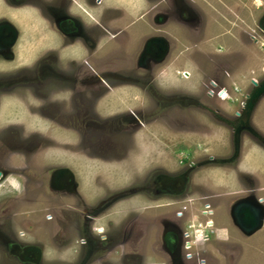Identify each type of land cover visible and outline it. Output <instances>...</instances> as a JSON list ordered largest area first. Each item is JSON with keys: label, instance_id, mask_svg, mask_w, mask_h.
Returning a JSON list of instances; mask_svg holds the SVG:
<instances>
[{"label": "flooded vegetation", "instance_id": "flooded-vegetation-1", "mask_svg": "<svg viewBox=\"0 0 264 264\" xmlns=\"http://www.w3.org/2000/svg\"><path fill=\"white\" fill-rule=\"evenodd\" d=\"M105 1L20 0L16 4L10 0H3L6 7L11 8L12 11L19 8H30L35 11L34 20L39 21L37 23L39 26L34 29L29 28L27 33L43 37L44 42L42 45L37 44L40 46L36 51L37 55L30 57L31 55L25 54L30 57L27 65L24 64L22 68L12 72H0V117L2 116L0 118V143L11 142V148H14L13 141L19 146H27L32 144L36 137L40 142L46 140L55 143L57 139L52 135L61 133L62 136L68 130L66 120H68L69 113H74L78 126H81V119L84 118L88 121V125L96 131L103 130L107 138L105 137V140L101 142V149L97 152L91 148L88 149V146L85 147L84 144L87 142L85 139L88 138L85 137L86 131H84L85 136L79 133L81 141L77 150L64 152L60 157V160H69L72 163L75 159L74 165L69 163L76 168L58 164L49 165L43 158H36L35 151L33 154L26 152L21 155L19 153L23 161L19 167L14 166L12 164L20 160L16 154L18 148L15 147L17 151L15 153L10 151L11 154L9 152L8 155L6 153L1 155L2 146L0 144V201L9 198L7 194L13 192L12 199L16 204L21 205L19 209L10 210L5 215L0 213L1 262H3L2 255L5 254L15 258L18 264H97L99 251L106 252L108 248V252H111L120 244V242L115 244L116 242L110 240L111 238L127 242L131 226L147 218L145 211L148 205L160 207L166 205L163 203L166 201H171L168 205L191 202L189 197L193 194L190 193L189 187L192 186L193 165L189 164L175 172H169L162 166L153 165L144 168L142 172V169L134 168L130 173L131 166L128 161L131 154L130 146L134 147L135 140L132 139L133 132L126 131L125 128L129 127L128 124L131 122L139 126L143 125L141 117L145 116V120H148L146 115H150L148 118L157 117L155 115L157 109L161 111L164 109L165 114H168V108L178 104V100L193 98L195 91L188 86H182L177 87L180 90L177 92L167 94L160 92L155 81L157 68L168 58L170 43L169 40L158 38L156 35L153 38H147L146 42L143 41V47L137 55L136 66L142 71L141 74L126 71L114 72L107 67L102 70L101 67L107 66L109 61L104 59L98 63V58L94 55H97L99 42L103 38L107 36L109 40L117 44H125L130 39L134 43L145 37V26H139L130 20L122 22L123 24L117 23L120 18L130 15L126 8L106 7L101 12L97 11ZM242 1L130 0L132 10H134L132 15H137L138 20L144 19L145 22L147 16L152 17V23L158 24L159 27L156 30H161L167 20L170 18L172 20L174 16L181 18L189 34L196 37V40L195 38L192 40V48L211 39L226 38L227 35L237 40V32L244 31V27L253 32L258 29L264 34V12L261 17L255 16L254 20L243 18L244 3ZM25 2H27L26 5L18 6ZM260 6L262 4L257 6V9ZM164 8L169 10H164ZM109 11L115 12L116 16L113 15L106 21V14ZM153 11H156V14L151 16ZM6 13L0 17V60L10 63L15 60L14 50L21 46L18 41L22 32L14 19L7 18ZM30 26L33 27L34 24ZM217 30H219L218 34L206 38L207 35ZM247 35L250 42L255 45L258 43L252 33ZM28 37L32 38L33 35L28 34ZM32 42L36 43L38 40L34 38ZM163 46L167 48L164 50ZM165 51V56L162 57ZM108 54L110 55V51ZM261 83L254 82L253 94L247 93L244 100L239 102L241 105L238 103L241 111L240 113L234 112L233 124L226 122V116L221 113L224 119L222 118L220 126L232 134L235 144L236 161L233 168H237L242 154H240L243 143H241V135L244 132L252 133L249 115L253 112L255 101L264 93V82ZM123 88H133L134 91L140 92L146 101L148 100L150 106L155 105L157 108L152 107L148 112L150 107L147 106L145 110L132 112L125 104L128 97L126 99L120 97L118 100L126 111L114 116L105 115L108 109L98 111L99 104L102 101L105 102L111 92ZM219 89V95H215L220 99L219 96L223 89ZM223 91L228 96L226 90ZM19 92L21 95H27L26 99L32 97L36 103L22 101L20 105L24 107L19 110L27 111L24 114L23 112L14 114L13 112L18 111L14 108L6 109L1 113L2 100L10 95L15 96ZM68 92H70L69 96ZM212 94L213 89L207 88L205 95L209 97ZM121 95L123 96L124 93ZM228 97L227 101H232V97ZM68 101L73 108L69 113L64 110V105ZM254 114L255 112L252 117ZM19 116L26 118L16 119ZM24 124L38 127L30 131L31 127L26 128ZM39 127L48 135L39 133ZM10 131H15L16 136L13 135L11 138ZM21 136L25 138L18 141ZM59 140L61 142L58 138L57 143L61 144ZM116 140H121V142L118 143ZM124 140L127 142H123ZM25 142H27L26 145ZM256 142H258L256 146L264 152V143L257 140ZM74 154L75 157H73ZM31 155L33 157H30ZM36 160L44 162L39 164ZM227 163L225 160V164ZM95 165L99 166L93 167ZM87 175L91 176L88 182L92 189L84 193L81 188L83 189L87 183L85 181ZM236 180L241 181V178L236 175L233 183ZM4 182L7 184H3ZM244 188L241 193L248 194L249 197H242L236 201L233 217L245 232H251L256 223L264 219V209L261 208V200L258 202L253 196L254 193L260 191L259 188L253 185L250 187L246 185ZM221 196H226V194H210L202 198L203 201L210 202L204 206L209 208L208 213H211V216L214 214L211 200L221 198ZM66 201H73V203L68 204ZM132 206L134 207L130 208ZM183 207L178 206L176 210L174 208L169 229L165 232L167 234L165 246L169 253L177 254L178 252V256L186 262L207 264L213 259L212 255L192 252L190 243H192L194 232L189 231L190 214ZM121 213L124 214L118 215ZM142 213L144 216H141ZM18 217L21 218V222L17 220ZM41 217L44 219L43 222ZM201 222H205V224L200 223L205 229L207 222L205 220ZM51 223L54 229L49 232ZM218 225L212 220L208 226L213 230H206V233L222 232ZM147 227L149 226L144 229ZM42 228H47V231H42ZM49 233L53 239L58 240V243H52L50 249L60 252L72 244L71 241H64L67 236L78 239L80 249L77 252L81 253L80 261L75 263L43 262L45 260L43 253L48 247L45 240L51 237ZM204 237L206 241H210L209 235ZM20 253L26 255L23 259L25 261L20 259ZM122 253L125 255L124 252ZM201 255L207 256L201 258Z\"/></svg>", "mask_w": 264, "mask_h": 264}, {"label": "rangeland", "instance_id": "rangeland-1", "mask_svg": "<svg viewBox=\"0 0 264 264\" xmlns=\"http://www.w3.org/2000/svg\"><path fill=\"white\" fill-rule=\"evenodd\" d=\"M10 1L16 4L20 2V0ZM123 1L121 3H130V5H128L130 8L125 5L130 15L126 16L128 19H126V17L120 18L117 20V23L120 22V24H123L122 22L130 20L139 24V26H145V37L144 39L141 38L140 41L135 40L136 42L134 43L132 42L133 40L130 39L126 41L125 44H117L109 40L107 36L105 37L106 39L103 38L99 42L97 55H94L98 58V63H101V60L104 59L109 61L107 66L101 67L103 68L102 70H105V67H107L114 72L126 71L141 74L142 71L136 66L137 55L143 47V41L146 42L147 38H153L156 35L158 38L162 37L163 39L169 40L170 43V54L168 58L157 68L155 81L160 88V92L166 94L173 91L177 92L180 91L178 88L182 86H188L191 90L193 89L195 91L193 98L178 100V104L168 108V114H165L164 109L163 111L157 109L155 111L157 117L148 118L150 115L147 116L146 114V119L148 120H145V116L141 117L143 125L139 126L133 122L128 124L130 126L126 127L125 130H131L133 132L132 139L135 140L134 147L130 146L131 154L128 160L131 166L130 173L133 172L134 168H138L139 170L142 169V172L144 168L153 165L162 166L169 172H175L177 169L185 168L189 164L193 165L192 186L189 187L190 193L193 195L189 197L191 202L185 204L178 203L168 205L171 201H166L163 202L166 205L160 207L148 205L145 211L147 218L131 226L127 242H124L122 239L111 238L110 240H114L116 242L115 244L119 242L120 244L111 252H108V248L105 250L106 252L99 251V258L96 263L191 264L186 262L183 258L181 259V256H178V252L177 254L169 253V250L165 246L167 235L165 232L169 229L174 208L176 210L178 206H184L183 209L187 210L190 214V221L196 223L197 221L205 220L207 222L205 229L202 228V231H200L197 226L192 229V232L195 234V236L192 237L194 241L192 252L212 255L213 259L207 264H264V219L259 221L260 226L258 229L252 232H245L238 223L235 222L233 217V209L236 201L242 197H249L248 194L241 193L246 185L247 187L253 185V187L259 188L260 191L254 193L253 196L258 202L261 200L262 204L260 205L261 208L264 209V164L250 177L247 175H240L238 169L233 168L236 156L234 154L235 144L232 134L220 126L222 118L224 119L221 113L226 116V122L233 124L234 112L237 111L240 113L241 111L239 106L241 103L239 102L244 100L243 98L247 93L252 95L254 92L253 88L255 87L253 82L259 84L264 82V48H261V45L258 43L255 45L253 42H250L247 35L248 33H252L256 40L261 41V38L264 37L262 32L258 29H255L256 32H253L244 27V31L237 32V40L227 35L226 38L211 39L208 42H202L192 48V40L194 38L196 40V37H192L189 34L188 28L181 22V18H179V20L174 16L172 20L171 18L168 19L163 27H161L162 31L156 30L159 27L157 26L158 24L152 23V17L149 18V16H147L146 22L144 19L138 20L137 15H132L133 12L131 10L133 7L130 0ZM242 3H244V9L242 10L243 18L246 17L254 20L255 16L261 17L264 12V0H243ZM26 4L27 2L19 4L18 6L20 7ZM260 4H262V6L257 9V6ZM106 7H110V0H106L105 3L98 7L97 11L101 12ZM166 9L164 8V10ZM5 12L8 14L7 18L15 20L17 27L22 32L18 41V44L21 46L19 49L14 50L15 60L10 63H7L5 60H0V72H12L15 69L22 68L24 64L27 65V60L38 54L36 51L40 46L37 44L40 43L42 45L44 39L43 37H39V35L38 37L37 35L35 36L34 33H27L29 28L34 29L39 26L37 24L39 21L34 20L35 11L33 9L19 8L16 11H12L11 8L6 7L3 0H0V17H3ZM108 13L110 14L109 16ZM108 13L106 14V21L116 14L113 11H109ZM155 14L156 11H153L151 16ZM32 24H34L33 27L30 26ZM218 32L219 30L207 35L208 37L206 38H211L215 36V34H218ZM28 34H32L33 37L29 38ZM34 38H36L38 42L33 43L32 39ZM106 40H108V42H106ZM33 47H35V50H33ZM163 48H165V46H163ZM109 51L110 55L108 54ZM22 54H24V57H22ZM25 54L31 56L27 57ZM85 56L84 54V57ZM132 80L135 81L134 78H132ZM234 86L240 90L242 97H240V93L237 94L233 91ZM207 88L209 90L213 89V94L209 97L205 95ZM219 88L225 89L228 96L232 97V101H227L228 96L225 95L223 90L219 96L220 99L217 98L216 95L220 93ZM121 93H124V95L122 96ZM67 94L69 96L70 92ZM25 96L27 95H21V92H19L15 96L10 95L8 98H4L2 100L1 113L5 112L6 109L12 110V108L18 110L13 112L14 114L21 112H23V114L27 113L25 110H19V108L24 107L20 105L21 102L26 100L36 103V101H34L32 97L26 99ZM64 96L66 97V95ZM120 97H125V99L128 97L125 104L127 105V109L132 112L140 109L145 110L147 106L150 107L148 108L149 112L152 107H156L155 105L150 106L148 100L146 101L140 92L134 91L133 88H123L122 90L116 89L113 93L111 92V94L108 95V99L99 104L98 111L100 112V110L108 109L105 115L113 116L119 114V112L126 111L125 108L122 107L120 100H118ZM164 102L165 101L162 103ZM155 103L156 102H154V104ZM254 105L253 112L249 115L252 133L244 132L241 135V143H243L240 154L244 150H247L248 147L250 151H252V147L257 148L256 143L258 142H256V140L264 143V93L255 101ZM64 107V110L68 113L73 109L69 101L65 103ZM254 112V117H252ZM0 118H2V116ZM22 118L26 117L19 116L16 119ZM81 121V126H78V121L74 113H69L68 120H66V129L68 130H66L62 136L60 135L61 133L57 135L54 133V135H52L55 136L53 138L57 139V141L58 138L61 139V142L59 140L61 144L57 143V141L55 143L46 140L40 142L37 141L39 140L37 137L32 144L27 146H19L18 143L13 141L14 148H11V142H1V155H5V153L8 155L10 151H12V153L18 151L16 154L20 160L18 163H13L12 165L19 167L20 163L23 161L21 153L25 154L29 152L33 154V151H35L36 155L34 154V156L36 158H43L49 165L58 164L60 166L76 168L70 165L72 162L69 160H60V157L64 152L69 153V151L77 150L81 141L79 139V133L84 135V131H86V136H84L89 139H85L87 141L84 144L85 147L88 146V149L91 148L97 152L101 149V142L105 140V137L107 138L103 130L96 131L88 125V121L86 119L84 120V118L81 119ZM24 126L27 128L30 125L24 124ZM37 127L38 126H32L29 130L34 131ZM57 129L60 130L58 127ZM70 130L72 132H70ZM38 132L48 135V133L42 131L41 127H39ZM16 134L15 131H10L11 138H13V135L16 136ZM22 138L25 137H19L18 141ZM119 141L121 142V140H116L118 143ZM116 142L115 144L119 146ZM123 142L127 141L124 140ZM26 144L27 142H25V145ZM15 147L18 148L17 151H15ZM259 152L261 156H264V152L262 153L260 150ZM30 157H33V155ZM73 157H75V154ZM16 158L15 155V159ZM43 160L36 161L42 164L44 162ZM225 160L228 162L227 164H225ZM74 162L75 159L73 160V165ZM98 166L99 165H95L93 167ZM71 170L74 171L73 169ZM236 175L241 178L242 184L240 180L237 183H233ZM90 178V175H87L85 178L87 183L83 186V189L81 188L84 193H88L92 189L88 182ZM3 184H7V182ZM12 194L13 192L7 194L10 199L7 198L6 200L0 201V213L3 215L10 210L19 209L21 207V205L16 204L14 199H12ZM210 194H226V196L211 200L214 211V214H212L213 216L210 215L211 213H208V209L204 206V204L208 205L210 202L202 200L204 196ZM73 200L75 202V198H73ZM66 202L68 204L73 203V201ZM133 207L134 206L130 208ZM183 209L181 210L183 211ZM134 212L138 213L139 211ZM202 212H207V214L201 217ZM123 214L124 213L118 215L122 216ZM125 214L127 213L125 212ZM131 214L133 213L131 212ZM141 216H144V213H142ZM41 219L43 222V217H41ZM17 220L21 222L20 217H18ZM212 220L220 225L218 226L221 227L222 232L218 231V233L214 234L206 233V230H213L208 226ZM190 221H188V223H190ZM198 223L205 224V222ZM50 225L49 232L54 229V225L52 223ZM146 226L149 227L144 229ZM197 229L199 231H197ZM41 230L47 231V228H42ZM205 235L210 236V241H206ZM49 236H51L50 233ZM40 240L44 239L40 238ZM77 240L76 238L67 236L64 241H71L72 244L66 250L60 252L55 249H50L52 248V243H58V240L53 239L52 236L50 239H46V246L48 247L43 253V258L45 259L43 262L75 263L80 261L81 253L77 252V250L80 249V241L77 242ZM122 252H124L125 255ZM207 255H201V258H205ZM25 257V254L20 253L21 260ZM2 261L3 262L0 261V264H18L15 258L5 254L2 255Z\"/></svg>", "mask_w": 264, "mask_h": 264}, {"label": "crops", "instance_id": "crops-1", "mask_svg": "<svg viewBox=\"0 0 264 264\" xmlns=\"http://www.w3.org/2000/svg\"><path fill=\"white\" fill-rule=\"evenodd\" d=\"M123 0H110V7L113 8H126L125 5H130V3H121ZM124 2V1H123ZM128 8H130L128 6ZM134 12V10H131ZM147 33V32H146ZM259 148L252 147V151L249 150V147L247 150H244L241 154L240 160L237 164L238 172L240 175H247L252 176L254 175L257 170H259L262 165L264 164V156L260 155ZM261 151V150H260ZM263 153V151H261ZM239 180H236L235 183H237ZM240 183H242L240 181Z\"/></svg>", "mask_w": 264, "mask_h": 264}, {"label": "built area", "instance_id": "built-area-1", "mask_svg": "<svg viewBox=\"0 0 264 264\" xmlns=\"http://www.w3.org/2000/svg\"><path fill=\"white\" fill-rule=\"evenodd\" d=\"M258 44H260L261 45V48L263 47L264 48V37L261 39V41H258ZM206 209H208V212H210V210H209V208L208 207H206ZM207 214V212H202L201 213V217L202 216H205ZM198 222H201V221H197L196 223H194V222H192L191 221V223H190V225L188 226L189 227V231H191L192 232V229H194L195 228V226H197V228L198 229H200V231H202V225L200 224V223H198ZM197 229V231H199ZM196 231V232H197ZM195 232V233H196ZM195 236V234L192 236V237H194ZM194 244V241L192 240V243H190V246H191V249H192V245ZM193 250V249H192ZM197 254V253H196Z\"/></svg>", "mask_w": 264, "mask_h": 264}, {"label": "water", "instance_id": "water-1", "mask_svg": "<svg viewBox=\"0 0 264 264\" xmlns=\"http://www.w3.org/2000/svg\"><path fill=\"white\" fill-rule=\"evenodd\" d=\"M166 48H167V46H165L164 50H165ZM165 53H166V51L162 54V57L165 56ZM253 83H254V82H253ZM259 221H260V220H259ZM259 221L256 223V226H254V227L252 228L253 230L251 229V232L259 228V226H260V224H259L260 222H259Z\"/></svg>", "mask_w": 264, "mask_h": 264}, {"label": "clouds", "instance_id": "clouds-1", "mask_svg": "<svg viewBox=\"0 0 264 264\" xmlns=\"http://www.w3.org/2000/svg\"><path fill=\"white\" fill-rule=\"evenodd\" d=\"M263 36H264V34H263ZM233 89H234L233 91L236 92L237 94L240 93V90H238V88H236L235 86L233 87ZM239 95H240V97H242V93H240ZM228 99H229V97H228Z\"/></svg>", "mask_w": 264, "mask_h": 264}, {"label": "bare ground", "instance_id": "bare-ground-1", "mask_svg": "<svg viewBox=\"0 0 264 264\" xmlns=\"http://www.w3.org/2000/svg\"><path fill=\"white\" fill-rule=\"evenodd\" d=\"M227 97V96H226ZM228 99V98H227Z\"/></svg>", "mask_w": 264, "mask_h": 264}]
</instances>
